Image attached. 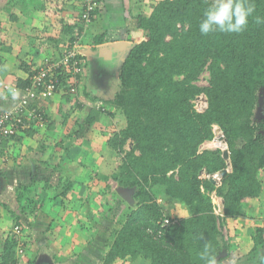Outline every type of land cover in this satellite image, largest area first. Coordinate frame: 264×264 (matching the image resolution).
<instances>
[{
    "label": "trees",
    "instance_id": "1",
    "mask_svg": "<svg viewBox=\"0 0 264 264\" xmlns=\"http://www.w3.org/2000/svg\"><path fill=\"white\" fill-rule=\"evenodd\" d=\"M25 1L31 13L61 12L64 3ZM252 2L256 6L254 15L264 17V0ZM207 6L208 0H160L148 16L133 15L136 28L145 35L133 44L121 64L120 88L110 104L124 117L125 128L109 138L107 146L125 154L117 174L111 176L118 187L134 191L135 209L123 226L112 232L113 242L103 264L137 258L147 260L148 264H206L201 259L205 245L217 264H224L218 217L205 192L215 191L221 198L222 219L227 222L237 219L241 208L264 194V119L255 120L259 102L264 104V24L257 25L250 18L247 30L241 34L214 33L205 37L198 25ZM100 9L98 0L90 22ZM57 20L59 33L69 39L67 51L85 25L81 15L76 32V24L68 18ZM204 71L209 74L208 84L199 87L195 82ZM34 72L35 69L27 71L28 77L17 79L14 86L29 89ZM58 73V91L72 95L68 89L72 81L70 72L61 68ZM200 94L207 98L203 113H197L192 105ZM101 110L100 107L88 113L79 126L92 127L101 113L110 114ZM214 126L226 140L231 165L217 188L200 178L201 171L213 175L227 168L221 150L200 151L202 144L213 139ZM128 141L133 146L126 152ZM46 168L52 173L60 172L59 183L64 175L71 176L70 172H62V165L52 161L46 163ZM108 178L101 176L99 180L106 182ZM31 183L35 184L33 188L55 190L56 197L67 195L73 184L69 178L63 192L56 194L59 188L52 181ZM25 186L14 190L19 204L25 200ZM33 188L27 187L26 193ZM159 192L166 200L179 203L188 216L169 219L157 202ZM110 211L106 210L105 217ZM19 218L16 215L14 220L18 230ZM165 218L170 224L161 227ZM73 228L89 233L93 227L77 220ZM14 234L7 235L0 247V264H18L25 246L19 245ZM249 239L253 256L264 248V228H255ZM28 262L34 263L29 259ZM248 264H264V258L250 259Z\"/></svg>",
    "mask_w": 264,
    "mask_h": 264
},
{
    "label": "rangeland",
    "instance_id": "2",
    "mask_svg": "<svg viewBox=\"0 0 264 264\" xmlns=\"http://www.w3.org/2000/svg\"><path fill=\"white\" fill-rule=\"evenodd\" d=\"M0 1H3V4L0 6V13L3 12V15L10 17L12 13V11H9L11 8L9 4L10 0ZM159 1L160 0H129V14L127 17L131 27L145 35L141 30L136 28L133 15L148 16L152 11V7ZM58 13L59 11L55 10L50 14L52 17L58 19ZM5 16L4 19L7 18ZM78 21L80 22V19ZM4 24L9 25L8 22ZM77 25L78 24H76V26ZM66 38L68 37L66 36ZM119 56L120 55L117 54L116 59H118V61L120 59ZM208 78V72L204 71L195 84L199 87H206ZM119 88L120 85L118 82L116 90L113 93H108L105 98L113 99ZM108 91L110 90L108 89ZM192 102H195V98ZM112 106H102V112H110L113 113V115L104 116L97 121L94 126L99 133L101 132L102 141L105 143L103 144L104 148H101L99 154V157L103 161L101 163L103 168L99 167V164L94 170L90 168L89 174H86L87 168L84 164L80 163L76 157L68 155V150L71 145L79 144L80 146H84V144L89 143L86 141L91 139V134L95 131H90L89 137L87 136L89 131H64L66 132L64 134L65 136L74 135L76 137L67 140L65 142L66 146L61 145L63 142L55 144L53 154H51L50 158H47L48 161L50 159L54 162H63L64 160L63 165L67 164L70 167L69 163H71L79 168V174L77 173V176H73L72 178V176L64 175L60 183L58 182L60 175L58 173V175L52 173L53 177H48L47 175L44 177V174L40 173L39 178H37L39 182L47 178L48 181H52L55 186L59 188L58 191L56 190V194L63 192V186L68 183V179L70 178L73 184H71L72 187L67 195L64 197H56L55 190H45L40 186L33 188L35 184L28 183L24 184V186L26 185L23 191V194L26 195L25 200H23L24 202L22 204H19L14 198V189L7 192V186L9 185L0 181V242H2V245L7 239V235L14 233L15 213H19L21 207L24 209V212H22L24 216H21V219H19L20 228L18 233H20L18 235L14 234V236L17 235L15 240H20L19 245L25 246L22 255H20L21 260H18V264H28V259L31 262L36 261V264L39 261H44L47 264H56L55 262H57V260H54V257L56 259L61 258L63 259L62 261L71 262V264L72 262H74V264H103L106 252L113 242L111 238L112 232L119 230L125 223L128 215L135 209L134 205L129 206L118 196L116 192L118 186L111 176L117 174L125 155L124 153L118 154L107 146L108 139L125 128L124 117L119 110L117 111V108H113ZM94 108L98 107L96 106ZM91 112H94V110L91 108L87 109L86 113L82 114L80 119H84L86 115ZM261 119H264V104L259 102L255 110V120L259 121ZM78 135H80V137H78ZM94 135L97 136V133ZM213 135L212 140L202 144L200 151L223 149L217 147V144L214 145L213 142L215 138L222 135L221 130L217 126L213 127ZM132 146L133 142L128 141L124 150L126 152L130 151ZM61 147L62 150H60ZM136 154L138 153L136 152ZM226 169L230 172L228 164ZM65 171L69 172V169L66 168ZM66 172L64 173L66 174ZM215 175L216 174L209 175L205 171L200 172V178L202 180H209ZM90 176L91 179L89 178ZM101 176H108L109 178L106 182H103L99 180ZM35 183H37V181ZM213 185L215 188L219 187L220 181ZM27 187L33 188L31 190L33 193H26ZM6 193H9V195ZM157 194V202L168 214L169 219L179 220L188 216L186 210L181 207L179 203L166 200L164 197L160 196V192ZM205 195L211 200L214 212L218 217L217 227L220 233L222 248L220 255L224 259V264H248L250 259H263L264 248L258 249L252 256L249 238L255 228H264V194L260 199L246 204L240 209L238 218L228 222L222 219L223 215H219L223 209V205L221 198L216 195V192H205ZM107 209L111 211L108 217H105L104 213ZM77 220H81L83 223L93 227L92 231L83 233L82 231L74 230L72 227ZM88 258L90 261H88ZM117 264H148V261L143 258H137L135 261L129 260Z\"/></svg>",
    "mask_w": 264,
    "mask_h": 264
},
{
    "label": "crops",
    "instance_id": "3",
    "mask_svg": "<svg viewBox=\"0 0 264 264\" xmlns=\"http://www.w3.org/2000/svg\"><path fill=\"white\" fill-rule=\"evenodd\" d=\"M128 1L101 0V9L98 15L92 22L82 26L77 38V51L82 68L77 93L65 95L57 91L52 98H39L38 106L43 112L44 127H39L33 121L10 138L0 141V155L4 158L0 162V181L9 185L7 192L32 181L39 182L37 178L40 173H43L44 177L46 175L53 177L52 172L47 170L46 163L54 162L50 159L48 161L47 158L53 154L55 144L63 142L61 145L66 146L67 140L76 137L74 135L65 136L66 132L64 131H89L88 137L92 131H95L91 134V139L86 141L89 143L84 146L71 145L68 155L76 157L80 163L84 164L87 168L86 174H89L90 168L94 170L99 164V167L103 168L101 165L103 161L99 157L101 148L103 149V144H105L102 141L101 132L99 133L96 127L94 128L95 124L89 127L87 125L79 126V123L83 120L80 118L87 109L91 108L96 111L103 105L112 106L110 104L112 99L105 97L108 93H113L118 86L122 61H118L116 59L117 52L107 48L106 45L116 42H127L133 45L144 37L141 32L131 27L127 17L129 14ZM10 2L9 11H12L10 17L3 15V12L0 13V82L15 87L17 79H26L27 71L33 72L45 59H60L66 52L68 38L59 33L56 25L57 18L52 17L49 13L51 10L47 13H31L27 1L10 0ZM81 2V0H64L61 6L62 11L57 14V17H66L73 24H79L78 20L82 12ZM2 4L3 1H0V6ZM49 6L52 7V4ZM4 16L7 18L4 19ZM6 22L9 25H5ZM78 28H80L79 25H77L76 31ZM97 39H101V42H96ZM17 92L18 95L13 98L12 90H5L0 86V110L13 108L25 95L24 91L18 88ZM96 106L98 108H94ZM108 115L112 116L113 113H101L98 121ZM95 133L97 136L94 135ZM63 162L56 161L54 163L69 169L72 178L79 174L78 167L71 163H69V167L67 164L63 165ZM65 169L62 172H66ZM57 173L60 174L59 172L53 174L58 175ZM89 178L91 179V176ZM6 194L9 195V193ZM15 214L20 216L19 219L24 216L23 213L20 214V211ZM1 245L2 242H0V247ZM56 260V264H71V262L62 261L61 258ZM88 261H90L89 258ZM35 262L33 264H36ZM37 264L47 263L39 261Z\"/></svg>",
    "mask_w": 264,
    "mask_h": 264
},
{
    "label": "built area",
    "instance_id": "4",
    "mask_svg": "<svg viewBox=\"0 0 264 264\" xmlns=\"http://www.w3.org/2000/svg\"><path fill=\"white\" fill-rule=\"evenodd\" d=\"M82 12L81 18L84 25L91 21V12L98 6V0H81ZM73 42L72 46L64 53L59 60L45 59L44 62L35 68L34 74L30 78L31 86L27 90H23V95L17 104L11 109L0 110V141L10 138L20 129H24L33 121L39 127H44L45 119L43 112L39 108V98L49 99L59 90L57 77L58 71L61 68H67L72 77L69 85V92L72 95L77 93V87L80 84V76L82 72L81 63L78 58L77 42ZM56 74L57 77H56ZM77 76V78H76ZM0 86L5 90H16V87H10L0 82ZM193 108L197 113H203L207 109V98L204 94L195 97V102H192ZM221 136V135H220ZM219 137V136H218ZM4 158L0 155V162ZM223 215V211L219 213ZM170 224L168 218H165L161 227ZM14 233L18 235V227L14 228ZM17 235L15 237H17Z\"/></svg>",
    "mask_w": 264,
    "mask_h": 264
},
{
    "label": "clouds",
    "instance_id": "5",
    "mask_svg": "<svg viewBox=\"0 0 264 264\" xmlns=\"http://www.w3.org/2000/svg\"><path fill=\"white\" fill-rule=\"evenodd\" d=\"M255 12L256 6L252 0H208L198 25L199 32L205 37L214 33L241 34L247 30L250 18L257 25L264 24V17L254 15ZM11 94L16 98L18 92L12 90ZM201 259L206 264H217L207 245Z\"/></svg>",
    "mask_w": 264,
    "mask_h": 264
},
{
    "label": "water",
    "instance_id": "6",
    "mask_svg": "<svg viewBox=\"0 0 264 264\" xmlns=\"http://www.w3.org/2000/svg\"><path fill=\"white\" fill-rule=\"evenodd\" d=\"M107 48H111L113 50H115L117 52V54H119V60L124 61V58L126 57V55L128 54V52L130 51V49L133 47L132 44L127 43V42H116V43H112L109 45ZM221 138L223 139V141L226 143V140L223 136V134L221 135ZM222 158L225 162H227V164L229 165L230 169H231V165H230V161H229V152L226 149L222 150ZM227 173H229V171L227 169H223L221 171L218 172L217 176H219L220 178L224 177ZM211 183L215 184L216 181L213 178L209 179ZM116 192L118 194V196L124 200L129 206H133L134 205V200H133V194L134 191L133 190H129L126 188H122V187H117Z\"/></svg>",
    "mask_w": 264,
    "mask_h": 264
},
{
    "label": "bare ground",
    "instance_id": "7",
    "mask_svg": "<svg viewBox=\"0 0 264 264\" xmlns=\"http://www.w3.org/2000/svg\"><path fill=\"white\" fill-rule=\"evenodd\" d=\"M213 142H214V145L217 144V147H221V148H223V149H221V150H224V149L226 148V145H225L226 143L223 141V139L221 138L220 135H219L218 138H215V139L213 140ZM217 174H218V173H217ZM217 174H216L215 176H212L213 179H215L216 183L219 182L220 179H221L219 176H217ZM212 177H211V178H212Z\"/></svg>",
    "mask_w": 264,
    "mask_h": 264
}]
</instances>
